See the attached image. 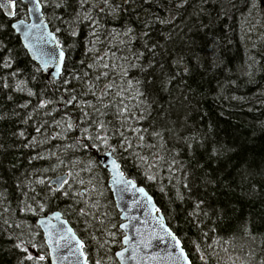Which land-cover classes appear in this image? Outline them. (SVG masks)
<instances>
[{
    "label": "trees",
    "instance_id": "trees-1",
    "mask_svg": "<svg viewBox=\"0 0 264 264\" xmlns=\"http://www.w3.org/2000/svg\"><path fill=\"white\" fill-rule=\"evenodd\" d=\"M15 1V17L27 18ZM40 1L65 51L57 80L29 57L0 8V264H50L36 219L55 210L82 239L89 264H119L123 232L108 172L93 145L63 148L71 140L54 129L64 117L43 108L67 80L94 77L85 11L99 30L134 28L125 50L136 64L128 73L143 102L138 125L150 161L138 159L142 169L118 149L124 172L153 196L192 264H264V94L239 27L249 0H128L114 17L103 0ZM60 174L75 178L71 188L49 183Z\"/></svg>",
    "mask_w": 264,
    "mask_h": 264
},
{
    "label": "rangeland",
    "instance_id": "rangeland-1",
    "mask_svg": "<svg viewBox=\"0 0 264 264\" xmlns=\"http://www.w3.org/2000/svg\"><path fill=\"white\" fill-rule=\"evenodd\" d=\"M89 1L91 4H99L93 0ZM263 2L264 0H249L246 10L239 17L241 38L246 47L247 69L256 72L255 76L261 75L259 93L262 95L264 94ZM134 3L137 14L144 12L141 4ZM102 4L103 9H107V12L114 17L123 11V6L129 4V1L103 0ZM80 18L88 22L90 20V24L87 22L82 34L88 51V61L95 73L93 79L84 81V84H79L80 78L72 77L65 82L67 87L60 99L47 100L43 104L46 110L60 111L64 117L58 120L61 128L59 131L55 128L54 135L60 134V139L71 140V145H62L68 150L78 141L86 147L93 145L92 156L95 158L98 154L109 150L115 155L114 152H118L119 149V151L123 150L120 156L128 160L127 162L135 158L137 161L142 160L148 167L150 156L146 148L149 149V146L146 144L144 147L142 132L138 125L144 106L141 102L139 87L128 73L131 65L136 64L130 59L132 56L128 54L129 50H125L126 43L134 35V28L129 25L114 28L112 25L108 31L99 30L92 11H85L83 14L80 12ZM130 54L133 53L130 52ZM69 89L70 92H68ZM87 90L89 96H86ZM260 98L257 97V101ZM137 138L141 139L139 146H137L139 143ZM63 151L65 150L56 148L57 153ZM137 161L136 164L142 168ZM74 181L75 178L72 181L68 180L65 184L71 183L68 187L71 188ZM78 189L80 191L81 187Z\"/></svg>",
    "mask_w": 264,
    "mask_h": 264
},
{
    "label": "water",
    "instance_id": "water-1",
    "mask_svg": "<svg viewBox=\"0 0 264 264\" xmlns=\"http://www.w3.org/2000/svg\"><path fill=\"white\" fill-rule=\"evenodd\" d=\"M20 1L26 5L27 18L15 17L16 1L14 8L10 9L3 6L6 0H0V8L7 17L14 18L11 27L19 36L29 57L43 73L57 80L62 74L65 60L61 41L50 28L40 0ZM61 51L63 60L59 62L60 70L57 73L58 60L54 57H58ZM96 158L109 174L107 186L122 220L119 227L124 232L123 246L115 252L119 264H192L153 196L125 174L111 150L98 154ZM66 177V174L57 175L50 179V184L59 187L57 179ZM36 225L42 231L50 264H89L83 247L80 248L77 243H83L82 239L61 211L55 210L38 216Z\"/></svg>",
    "mask_w": 264,
    "mask_h": 264
},
{
    "label": "snow or ice",
    "instance_id": "snow-or-ice-1",
    "mask_svg": "<svg viewBox=\"0 0 264 264\" xmlns=\"http://www.w3.org/2000/svg\"><path fill=\"white\" fill-rule=\"evenodd\" d=\"M3 6H7L9 7L10 9L14 8L15 6V0H6V3L5 5ZM37 8H38V5H37ZM10 14H13L12 12H10ZM55 59L58 60V63L56 65V71L57 73H59V70H60V67H59V62H62L63 60V52L61 51L59 53V56L58 57H54ZM47 66V65H46ZM57 185L58 186H63V184L67 183L66 179H63V178H58L57 181H56ZM140 191L142 192L143 189H140ZM170 234V233H169ZM77 243L79 244L80 248L83 247V243L80 242V241H77ZM177 244H179V241H177ZM82 254V253H81ZM40 259H44V257H40Z\"/></svg>",
    "mask_w": 264,
    "mask_h": 264
},
{
    "label": "flooded vegetation",
    "instance_id": "flooded-vegetation-1",
    "mask_svg": "<svg viewBox=\"0 0 264 264\" xmlns=\"http://www.w3.org/2000/svg\"><path fill=\"white\" fill-rule=\"evenodd\" d=\"M262 3V2H261Z\"/></svg>",
    "mask_w": 264,
    "mask_h": 264
}]
</instances>
